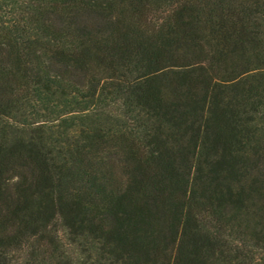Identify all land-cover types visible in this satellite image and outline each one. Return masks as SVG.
Here are the masks:
<instances>
[{"label":"trees","instance_id":"trees-1","mask_svg":"<svg viewBox=\"0 0 264 264\" xmlns=\"http://www.w3.org/2000/svg\"><path fill=\"white\" fill-rule=\"evenodd\" d=\"M0 264H264V0H0Z\"/></svg>","mask_w":264,"mask_h":264}]
</instances>
